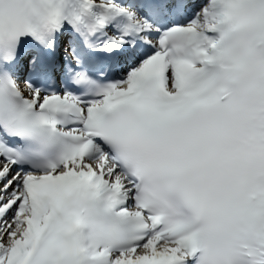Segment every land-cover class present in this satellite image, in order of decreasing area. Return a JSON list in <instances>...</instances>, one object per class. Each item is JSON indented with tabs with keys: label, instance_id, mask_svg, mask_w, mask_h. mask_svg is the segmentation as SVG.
Wrapping results in <instances>:
<instances>
[{
	"label": "snow or ice",
	"instance_id": "snow-or-ice-1",
	"mask_svg": "<svg viewBox=\"0 0 264 264\" xmlns=\"http://www.w3.org/2000/svg\"><path fill=\"white\" fill-rule=\"evenodd\" d=\"M0 264H264V0H0Z\"/></svg>",
	"mask_w": 264,
	"mask_h": 264
}]
</instances>
